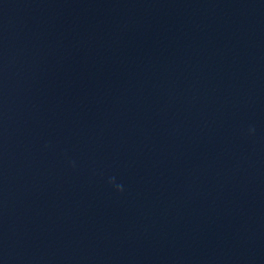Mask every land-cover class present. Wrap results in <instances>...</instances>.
Wrapping results in <instances>:
<instances>
[{
    "label": "water",
    "instance_id": "obj_1",
    "mask_svg": "<svg viewBox=\"0 0 264 264\" xmlns=\"http://www.w3.org/2000/svg\"><path fill=\"white\" fill-rule=\"evenodd\" d=\"M0 264H257L163 113L66 0H0Z\"/></svg>",
    "mask_w": 264,
    "mask_h": 264
},
{
    "label": "clouds",
    "instance_id": "obj_2",
    "mask_svg": "<svg viewBox=\"0 0 264 264\" xmlns=\"http://www.w3.org/2000/svg\"><path fill=\"white\" fill-rule=\"evenodd\" d=\"M117 187H118V189H119L120 191H123V186H122V185H117Z\"/></svg>",
    "mask_w": 264,
    "mask_h": 264
}]
</instances>
